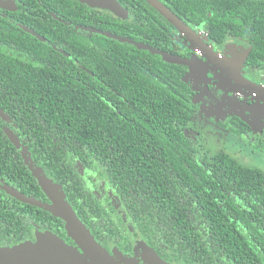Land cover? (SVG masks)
I'll use <instances>...</instances> for the list:
<instances>
[{
  "label": "trees",
  "instance_id": "trees-1",
  "mask_svg": "<svg viewBox=\"0 0 264 264\" xmlns=\"http://www.w3.org/2000/svg\"><path fill=\"white\" fill-rule=\"evenodd\" d=\"M166 2L186 16L209 2L215 9L211 31L219 32V0ZM133 17L123 24L129 33L99 32L122 33L165 51L149 40L155 34L150 17L143 11ZM69 40L79 49L70 57L53 54L35 38L28 40L31 56L0 54V81L12 80L0 83V108H21L12 114L24 132L17 137L66 186L73 208L96 236L118 242L124 227L104 210L75 165L100 166L101 176L119 190L137 235L162 252L168 249L179 264H264V173L228 156L194 157L185 136L194 106L184 67L96 31ZM6 123L0 115V170L22 191L30 171L2 132ZM5 195L0 241L20 243L35 225H53L47 211Z\"/></svg>",
  "mask_w": 264,
  "mask_h": 264
},
{
  "label": "flooded vegetation",
  "instance_id": "flooded-vegetation-1",
  "mask_svg": "<svg viewBox=\"0 0 264 264\" xmlns=\"http://www.w3.org/2000/svg\"><path fill=\"white\" fill-rule=\"evenodd\" d=\"M117 1L127 11L126 17H118L108 10L92 7L80 0H0V54L14 55L16 53L15 56H18L17 53H19L22 58L31 56L33 47L28 40L35 38L45 43L53 54L73 56L79 53V49L69 40L70 37H88L99 30L129 33L126 31L128 26L125 27V23L133 21L134 14L142 17L143 11L150 17L155 28L154 36H148L151 37L150 42L165 46L166 50L163 52L192 62V69L183 67L184 76L189 74L187 80L193 92L194 108L185 136L191 141L194 157L215 159L219 156H228L242 165L248 163L256 165L257 169L264 173L262 168L264 167V108L260 107H264V0H219L217 11L220 15L221 27L217 34L211 31L210 19L215 17V9H210L209 2H205L202 11H195L194 14L198 16H193L194 14L186 16L168 6L166 0H159L198 35V39L195 40L204 45L205 49L195 50V52L190 48L191 43L187 37L180 34L177 28L144 0ZM122 33L116 36L123 37ZM131 35L134 36V34ZM140 41L135 42L147 45ZM57 62L65 67L62 62ZM76 63H78L77 60ZM5 82H12V80L0 81V83ZM232 104L237 107V111L230 110L229 106L232 107ZM18 107H7L6 113L0 108L10 119L2 128L6 136L8 130L16 136L24 133L13 123L12 114L20 113L21 110ZM20 143V148L13 144L18 151V154L14 155L21 156L22 163L30 171V177L22 187V191H19L1 169L0 204H2V197L8 194L5 187L12 188L27 198L51 204L38 178L34 175L35 170H42L43 175L62 186L68 202L73 207L68 199L66 186L56 182L43 165L32 159L33 153L30 146ZM19 164L21 161H17L14 165ZM74 169L88 185L89 190L99 198V203L106 212L110 213L114 222L124 227L122 233L124 239L118 242L108 235L98 238L94 230L80 217L78 210L74 209L96 240L110 254L113 255L116 250L124 258L136 259L140 264H145L143 250L139 249L140 246L136 249L139 242H144L166 263L179 264L171 257V252L167 248V251L162 252L158 244L153 246L144 237L137 235L134 229L135 224L123 207L119 190L101 176L100 166L89 169L75 165ZM24 176L25 172L19 173L22 180H25ZM4 199L6 202L9 201L8 198ZM28 212L31 214L29 209ZM49 214L53 219L49 217L45 219L53 222L51 227L35 225L28 239L16 244L0 241V247H13L24 242L36 243L37 233L46 232L60 237L70 246H76L67 235L65 223ZM57 219L63 224H59ZM4 223L2 221V228Z\"/></svg>",
  "mask_w": 264,
  "mask_h": 264
},
{
  "label": "water",
  "instance_id": "water-1",
  "mask_svg": "<svg viewBox=\"0 0 264 264\" xmlns=\"http://www.w3.org/2000/svg\"><path fill=\"white\" fill-rule=\"evenodd\" d=\"M92 7L108 10L118 17H126L127 11L117 0H80ZM150 7L161 13L168 22L178 29L180 34L185 35L191 43L190 48L195 50L205 49L204 45L198 43V35L186 25L180 18L174 15L159 0H144ZM109 38L122 43L134 45L139 50H146L153 55H159L163 61L174 65H182L191 68L192 62L175 55L151 48L142 43H137L128 38L113 35L111 33L99 32ZM192 69V68H191ZM189 74L186 75V79ZM4 120L8 121L7 115L0 111ZM10 141L17 147L21 146L19 138L11 130L7 131ZM32 170L34 168H31ZM34 175L51 204H45L36 199L27 198L12 188L5 187L7 193L21 202L43 208L54 217L65 223V230L76 246L66 244L60 237L51 232L37 233V242H24L13 247H0V264H140L136 259L124 258L116 250L110 254L94 237L91 231L79 218L72 205L68 202L62 186L43 175L42 170H35ZM142 249L145 264H168L144 242H139L136 249ZM138 249V250H139ZM136 252V250H135Z\"/></svg>",
  "mask_w": 264,
  "mask_h": 264
},
{
  "label": "rangeland",
  "instance_id": "rangeland-1",
  "mask_svg": "<svg viewBox=\"0 0 264 264\" xmlns=\"http://www.w3.org/2000/svg\"><path fill=\"white\" fill-rule=\"evenodd\" d=\"M218 93V92H217ZM255 104V103H254ZM256 104H258V103H256ZM246 107V106H245ZM261 108H264V107H262V106H260ZM229 108H230V110H235V111H237L236 110V106L234 105V104H232V107L231 106H229ZM233 138V137H232ZM234 139V138H233ZM240 143V142H239ZM244 166H247V167H252V168H257L258 166H256V165H252V164H250V163H248L247 165H244ZM262 168H264V167H262ZM263 170V169H262Z\"/></svg>",
  "mask_w": 264,
  "mask_h": 264
}]
</instances>
